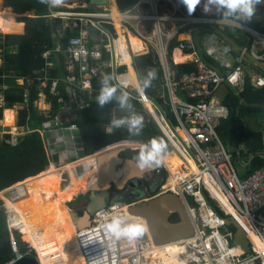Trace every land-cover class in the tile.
Segmentation results:
<instances>
[{
	"label": "built area",
	"instance_id": "1",
	"mask_svg": "<svg viewBox=\"0 0 264 264\" xmlns=\"http://www.w3.org/2000/svg\"><path fill=\"white\" fill-rule=\"evenodd\" d=\"M99 6L91 5L88 0H64L61 6H48L45 16L63 22L54 35L57 38L55 47L43 52L46 72L56 65L53 57L60 53L65 74L20 80L27 87L23 103L28 102V87L35 79L39 81L40 96L45 95V89L52 94L59 93V85L63 82L67 98L62 101L59 114L51 119L54 126L49 129L67 132L76 148L78 127L70 121L78 110L88 105L96 92L99 94L95 83L110 74L109 83L117 87L118 103L111 109V119L104 125L105 132L113 133L117 129L112 126V119L139 114L144 122H155L170 151H175L182 159L175 184L169 182L171 173L165 162L160 166L166 171V177L152 196L168 192L177 194L192 221V235L175 241L180 246L179 259L184 264H264V165L242 175L254 153L245 144L224 143L217 132L220 120L229 115L228 106L222 102L227 87L239 94L247 79L254 87H264V32L246 22L225 20L214 12L205 13L203 0L192 15L177 0H137L128 9L116 10L118 22L113 17V9ZM261 7L264 8V4L257 6ZM226 27L242 30L248 44L239 45L230 39L224 32ZM118 28L124 30L122 34L118 33ZM67 30L71 34L62 46L60 39ZM131 35L149 48H135ZM176 51L186 58L178 62L174 58ZM146 53L153 54L152 69L159 76V82L153 84L158 86L159 96L169 106L174 121L145 91L138 90L141 84L136 73L137 85L127 78L128 71L134 67V57ZM179 63H192L194 68L178 75L175 65ZM122 93L137 100L143 108L136 104L121 108L119 96ZM262 141L264 147V131ZM260 155L264 156V148ZM0 193L16 201L27 193L25 181ZM206 194L218 209L209 203ZM1 199L15 254L6 264H13L31 251L42 264L30 242H26L30 252L20 250L17 233L22 234L11 226V211L5 198ZM130 206L132 203L110 201L91 213L89 225L75 226L85 264H160L162 259L155 253V247L161 244L154 243L149 229L144 238L139 237L131 243L126 238L113 241L104 234L101 226L116 214L148 227L144 217L130 212ZM229 217L246 231L250 251L233 243L235 229L226 223ZM250 232L256 241L249 236Z\"/></svg>",
	"mask_w": 264,
	"mask_h": 264
},
{
	"label": "trees",
	"instance_id": "2",
	"mask_svg": "<svg viewBox=\"0 0 264 264\" xmlns=\"http://www.w3.org/2000/svg\"><path fill=\"white\" fill-rule=\"evenodd\" d=\"M136 1L116 0L121 10L132 7ZM3 5V9L6 7L12 8L13 12L16 13L33 10L34 15L18 18L19 21H23L25 24L23 33L17 31L0 33V97L2 101L0 104V119L3 118V111L6 108L3 122L5 125H14L15 112L11 108H16V124L26 130L24 133L15 136V138L8 132L0 135V192L17 182L28 181L52 169H60L74 163L73 158L67 157V159L63 158L66 163L60 166L63 164L60 154L50 152L47 136L41 133L42 130L45 131L54 126L51 119L62 109V101L67 98L64 83L62 82L59 85V93L57 94H52L46 89V96L51 104V109L45 112L35 105V102L40 98L39 81L35 79L32 85L28 87V102L26 104L23 101L27 87L20 82V80L24 81L28 77L39 75H47L52 78L61 77L65 74L63 56L60 53L54 55L53 59L56 65L47 72L46 58L43 56L45 50L55 47L57 38L54 35L58 28L62 27L63 21L59 18H47L45 14L48 13V6L41 4L39 0H3ZM26 13L25 15L32 14ZM246 23L264 32V8H257L256 15L250 22ZM224 32L237 44H248L242 30L226 27ZM70 34L71 32L67 30L60 39L62 46H65L67 37ZM133 45L135 48L143 47L141 42H134ZM174 54L181 53L176 51ZM133 66L142 87L143 81L148 79L146 76L149 70L153 67V54L135 56ZM175 68L179 75L192 70L194 66L192 63H179L175 65ZM154 82H159V76L152 82V86L144 91L155 103L161 105L170 120L174 121L169 106L159 96L158 86H154ZM95 87L97 90L101 88V80L95 83ZM98 95L96 92V95L88 101V105L78 110L75 117L70 121L78 127L76 146L80 154L90 157L102 147L129 139L157 138L165 141V137L152 120L144 122V129L140 136H131L127 127L124 130L116 129L113 133L105 132L104 125L110 121L111 109L118 101L114 97L111 102L101 108L96 100ZM129 102L138 105L141 109L143 108L135 99L129 98ZM222 102L228 106L229 115L221 119L217 126V132L221 140L231 145L245 144L249 151L254 153L247 169L242 172V175L245 176L264 165V156L260 155L264 148L262 141L264 131V87H254L247 79L243 90L239 94H236L234 88L227 87L225 94L222 96ZM131 147L143 146L133 145ZM139 150L129 148L122 155L135 158ZM206 197L209 203L215 207V201L208 195ZM3 210H0V264H6L15 256L10 244L6 214ZM19 230L22 239L26 241L25 232ZM17 237L19 238V233H17ZM26 249V243L20 242V250L25 251ZM30 255H34V252L32 251Z\"/></svg>",
	"mask_w": 264,
	"mask_h": 264
},
{
	"label": "bare ground",
	"instance_id": "3",
	"mask_svg": "<svg viewBox=\"0 0 264 264\" xmlns=\"http://www.w3.org/2000/svg\"><path fill=\"white\" fill-rule=\"evenodd\" d=\"M115 8V5H113L112 14L116 22H118L117 11ZM0 9H2V11L0 10V31L4 33L10 31L22 32L24 26L23 21L19 22L16 19V13L13 12V9L7 7L3 9L2 0H0ZM25 13L26 12H24V15ZM30 13L31 12L28 11L26 14ZM119 33H121V30ZM131 40L133 44L134 42H141L135 36H131ZM174 58L180 62L181 60H184L186 56L183 54H174ZM127 61L130 62V59L127 58ZM127 78L132 84L137 85V78L133 68H130L127 73ZM120 145L133 146L143 144L139 142L124 141L115 146ZM96 156L97 154L95 153L90 157L83 156L84 158L82 159L93 161L94 169L88 173L79 172L77 178L69 179V184L63 188V191H61L60 188V169L78 165V160L74 161L75 164L72 163V165L70 164L69 166L67 165L56 170L52 169L43 175L25 181L27 193L16 201H11L5 195L0 194L1 197L5 198L6 205L11 211L10 215L13 220V226L25 232L26 241L30 242L35 248L42 264H85L76 237L74 215L71 214L67 202L69 199L76 196L83 198L88 191H90L91 186L89 184L92 185L90 176L96 168ZM164 162L171 173V176H169V182L175 184L177 179L176 176L179 174V168H181L182 165V159L175 151H170L166 154ZM192 166L195 168L193 163ZM77 180L79 182L78 187L72 192L71 196H68L75 187ZM66 196L68 197L65 199L62 198ZM44 205L48 207L54 205L57 208V216L60 215V218L56 220L55 217L53 222L50 223V227L55 232V239L49 246H47V242L42 238V229L40 227L41 222L37 219L36 215H31L34 212L38 213ZM228 208L231 209L229 206ZM249 236L256 241V237L252 232H250ZM179 248V244L175 241L166 242L161 244L160 247H155V253H158L159 257L162 259L160 264H184L183 261L179 259Z\"/></svg>",
	"mask_w": 264,
	"mask_h": 264
},
{
	"label": "water",
	"instance_id": "4",
	"mask_svg": "<svg viewBox=\"0 0 264 264\" xmlns=\"http://www.w3.org/2000/svg\"><path fill=\"white\" fill-rule=\"evenodd\" d=\"M88 1L91 5H102L108 2V0ZM151 139L153 138L118 141L94 152L97 154L96 168L90 176L92 185L89 184L91 189L88 191V193H95L91 196L94 200H91L83 210L74 207L70 208L71 214L74 215L77 227H83L90 224L91 213L96 208L101 207L106 203L107 192L113 184L116 185L117 188H122L126 181L133 178L142 180L145 173L151 170L147 169L140 172L135 167V160L133 157L122 155L126 149H141L142 147L132 148L128 145H115L124 141L139 142L143 145H148ZM169 151L170 146L168 145L166 154ZM158 186L159 184L152 187V191H156ZM122 198L127 199L124 196ZM130 212L146 219L148 229L155 244L177 241L189 237L193 233V224L184 203L180 196L173 192L157 195L146 201H140L137 204L130 206ZM173 214L177 215L176 220L171 219ZM226 223L231 224L235 229L233 243L240 244L244 250L250 251L247 233L243 227L232 217L226 218ZM140 237L144 238L145 234ZM13 264L39 263L35 256L26 254L17 259Z\"/></svg>",
	"mask_w": 264,
	"mask_h": 264
},
{
	"label": "clouds",
	"instance_id": "5",
	"mask_svg": "<svg viewBox=\"0 0 264 264\" xmlns=\"http://www.w3.org/2000/svg\"><path fill=\"white\" fill-rule=\"evenodd\" d=\"M41 4L49 7H58L63 5L64 0H39ZM185 6L189 15L194 14L202 0H179ZM264 4V0H203V11L205 13H215L225 20L233 19L236 21L250 22L256 15L257 6ZM157 78L155 69H150L148 79L143 81L142 87L138 90L143 93L145 89L152 86V82ZM112 79L110 74H105L101 79V88L99 95L96 97L98 105L103 108L111 102L116 96L117 87L109 83ZM235 79V77H233ZM121 108H131L127 93L119 96ZM114 128L127 127L131 136H140L144 129L143 116L133 114L128 117L114 118L111 121ZM168 145L163 139L153 138L148 145L139 150L138 155L134 158L135 167L143 172L147 169L160 167L165 160ZM104 234L113 241L126 238L130 243L142 236L148 231L144 223L129 222L128 217L121 214L113 215L108 222L102 226ZM91 239V237H89Z\"/></svg>",
	"mask_w": 264,
	"mask_h": 264
},
{
	"label": "flooded vegetation",
	"instance_id": "6",
	"mask_svg": "<svg viewBox=\"0 0 264 264\" xmlns=\"http://www.w3.org/2000/svg\"><path fill=\"white\" fill-rule=\"evenodd\" d=\"M142 146L144 147L145 145ZM93 169L94 167H92L91 170ZM91 170L89 172H91ZM165 177L166 171L161 170L160 167H157L147 171L142 180L133 178L126 181L122 188H117L116 185L113 184L107 192L106 202L123 200L122 202L132 203V205H134L140 201H146L154 195V192H156L152 191V187L163 182ZM78 185L79 182L77 180L75 187L70 192V196L75 188L78 187ZM123 196L127 199L122 198ZM90 202L91 199H87L82 207H85ZM35 214L37 216V219L41 222L40 227L42 229V238L47 242V245L49 246L55 239V232L50 227V223L53 222L55 217L56 220L60 218V215L57 216L56 208L48 207L46 205H44L38 213L34 212L32 215ZM171 219L176 220L177 215L173 214Z\"/></svg>",
	"mask_w": 264,
	"mask_h": 264
},
{
	"label": "crops",
	"instance_id": "7",
	"mask_svg": "<svg viewBox=\"0 0 264 264\" xmlns=\"http://www.w3.org/2000/svg\"><path fill=\"white\" fill-rule=\"evenodd\" d=\"M103 5H105L106 7H109V8H111V9H113V5H115V9L117 10L119 7H118V5H117V2H116V0H108V2L106 3V4H102L101 6L103 7ZM2 6H4L3 5V0H2ZM101 6H99V7H101ZM8 7H10V6H8ZM14 11V10H13ZM28 11H30L32 14H31V16H33L34 15V13H33V10H28ZM28 11H25V12H28ZM16 13V12H15ZM17 14V16H16V19L18 20V18L19 17H22V16H28V15H24V13L23 14H19V13H16ZM30 16V15H29ZM23 24H24V22H23ZM24 26H25V24H24ZM24 26H23V30H22V32H20V33H23L24 32ZM121 30V33H119V31ZM118 31V30H117ZM119 31H118V33L119 34H122L123 33V29H119ZM149 48V46H148V44H146V43H143V49L144 50H147ZM147 54V53H146ZM182 61V60H181ZM180 61V62H181ZM0 64H1V59H0ZM133 68V70H134V72L137 74V72L135 71V69H134V67H132ZM124 69V67L123 68H121V70H123ZM129 72V71H128ZM47 91H46V89H45V95H43L42 94V96H40V98H39V100H38V102H42L43 104H44V107H46L47 108V110H43V111H49L50 109H51V105L49 104L50 102L47 100ZM2 103V101H0V104ZM39 104V103H38ZM37 104V105H38ZM39 106V105H38ZM37 106V107H38ZM11 109H13L14 110V112H15V119H14V125H5L4 124V122H3V119H4V112H5V110H6V108L4 109V111H3V118H1L0 119V130H1V126L2 127H10V131L8 132V133H10L12 136H13V138H15V136H17V135H19V134H22V133H24L26 130H25V128L24 127H21V126H18L17 124H16V120H17V112H16V109L15 108H11ZM59 114V113H58ZM8 129V128H7ZM16 131V132H15ZM41 133L42 134H46V136H47V142H48V146H49V150H50V152H52V153H58V154H60V157H61V160H62V165H60V166H63L65 163H66V160H64V159H67V157H71V158H73V161H75V160H78L79 161V163L80 162H82V160H85V159H82V158H84L83 156H85V155H82V154H80L79 152H78V150H76V149H78V147L76 146V148L72 145V141L70 140V139H68V133L67 132H65V131H62V130H58L57 132L56 131H53V130H51V129H46L45 131H41ZM0 135H2L1 134V132H0ZM62 141H60V140ZM64 158V159H63ZM72 162V161H71ZM51 164H54V163H51ZM73 164H75V163H73ZM55 165V164H54ZM72 165V164H71ZM56 166V165H55ZM60 166H57V167H60ZM69 166V165H68ZM69 167H71V166H69ZM76 167H78V166H76ZM69 179H65L64 180V182H65V186H67L68 184H69V181H68ZM61 188V191H63V188L62 187H60ZM77 188V187H76ZM75 188V189H76ZM1 194V193H0ZM93 194H95V193H87L83 198H76V199H78V203H74V201H70V199L68 200V202L69 203H72L71 205H68V202H67V206L69 207V208H72V207H74V208H78V209H81V210H83V208L84 207H82L83 206V204L85 203V201L87 200V199H91V200H94L91 196L93 195ZM97 194V193H96ZM68 196H70V194L68 195ZM68 196H66V198L68 197ZM87 197V198H86ZM71 199H73V198H71ZM108 202H106L105 204H107ZM104 204V205H105ZM103 205V206H104ZM72 206V207H71Z\"/></svg>",
	"mask_w": 264,
	"mask_h": 264
},
{
	"label": "rangeland",
	"instance_id": "8",
	"mask_svg": "<svg viewBox=\"0 0 264 264\" xmlns=\"http://www.w3.org/2000/svg\"><path fill=\"white\" fill-rule=\"evenodd\" d=\"M1 11H2V9H0ZM19 14H21V13H19ZM16 16H17V14H16ZM29 16V15H28ZM31 16V15H30ZM19 21V20H18ZM20 22V21H19ZM0 33H4V32H1L0 31ZM39 103V104H38ZM37 104L39 105L38 106V108L40 109V110H47V108L46 107H44V104L42 103V102H37ZM16 109V108H15ZM16 112H17V109H16ZM8 128V129H7ZM11 129H10V127H2L1 126V130H0V132H1V134H4V133H7V132H9ZM93 161H88L87 159H85V160H83L82 162H80L78 165H75V166H71V167H68V168H62V169H60V172H59V177H60V182H61V187L62 188H65L66 186H65V182H64V180L65 179H74V178H77L78 177V175H79V172H83V173H88L91 169H92V167H93ZM76 166H78V167H76ZM63 199H65L66 197H62ZM76 198H79L80 199V196H76V197H74L73 199H70V201H74V203H78V199H76ZM0 200H1V203H0V210H3V211H5L6 212V209H5V207H4V203H3V200L1 199V196H0ZM67 201V200H66ZM72 203H69L68 202V205H71ZM49 207H53V208H56L54 205H50ZM72 207V206H71ZM57 209V208H56ZM6 215H7V212L5 213ZM32 215V214H31ZM36 215V214H35ZM34 215V216H35ZM33 216V215H32ZM7 217V216H6ZM9 222H10V224H11V226H13V220H12V218H11V215L9 214ZM231 225V224H230ZM233 227V226H232ZM230 228V227H229ZM19 240H20V242H27V241H25V240H23L22 239V236L19 234ZM48 246V245H47ZM26 247H27V244H26ZM26 251H28V252H30V250H28V248H27V250ZM32 252V251H31Z\"/></svg>",
	"mask_w": 264,
	"mask_h": 264
}]
</instances>
